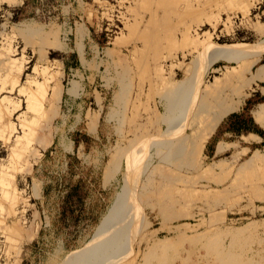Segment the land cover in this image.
<instances>
[{"label":"rangeland","instance_id":"374dc122","mask_svg":"<svg viewBox=\"0 0 264 264\" xmlns=\"http://www.w3.org/2000/svg\"><path fill=\"white\" fill-rule=\"evenodd\" d=\"M262 62L264 0L0 5V264H264Z\"/></svg>","mask_w":264,"mask_h":264},{"label":"bare ground","instance_id":"6f19581e","mask_svg":"<svg viewBox=\"0 0 264 264\" xmlns=\"http://www.w3.org/2000/svg\"><path fill=\"white\" fill-rule=\"evenodd\" d=\"M237 104L234 102H231L229 107H227L224 110L222 109L223 111L221 112V114L215 115L214 116L215 118L213 117V119L210 121V123H207V125L205 127V140H207L211 136V134L213 133L214 128L217 126L218 119H220V117L223 116V114H227L230 111L236 109ZM260 113H261V111L260 112H259V110L256 111V118L259 117ZM69 255H70V253H66L62 258H60V259L58 258L57 260L55 259V261L50 260L46 264H72V261L68 258Z\"/></svg>","mask_w":264,"mask_h":264},{"label":"crops","instance_id":"0c3cea01","mask_svg":"<svg viewBox=\"0 0 264 264\" xmlns=\"http://www.w3.org/2000/svg\"><path fill=\"white\" fill-rule=\"evenodd\" d=\"M23 1L24 0H0V5H5V6H7V7H15V6H19V5H21L22 3H23ZM75 61L76 62H79V59L78 58H76V56H75ZM264 65V63H262L260 66H263ZM258 69H261L259 72H260V74H259V76L257 77V78H255L253 81H255V82H258V83H264V66H263V68L262 67H257L255 70H254V72L256 71V70H258ZM261 92L264 90V86H262L260 89H259ZM249 135H252V134H249L248 133V136ZM247 136V137H248ZM259 138V137H258ZM259 139H261V138H259Z\"/></svg>","mask_w":264,"mask_h":264},{"label":"trees","instance_id":"16d2710c","mask_svg":"<svg viewBox=\"0 0 264 264\" xmlns=\"http://www.w3.org/2000/svg\"><path fill=\"white\" fill-rule=\"evenodd\" d=\"M262 63H264V62H262ZM261 102L264 103L263 101H261ZM262 103H258V104H262ZM258 104H256V105H258ZM249 121L252 123L251 120H249ZM229 131H231V130L229 129ZM251 132L253 134H255L256 136H258L259 138H261L264 141V133L261 130H259V129L256 128V130H254V131L252 130ZM67 165L69 166V164H67ZM76 190H77L76 187H72V188H70L69 193L76 192ZM69 193H68V196L66 197V199L72 197L71 194H69Z\"/></svg>","mask_w":264,"mask_h":264}]
</instances>
